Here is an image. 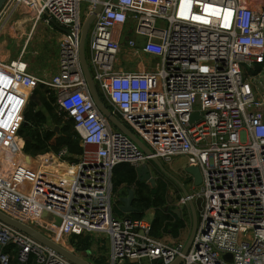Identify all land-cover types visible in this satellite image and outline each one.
<instances>
[{"label": "built area", "instance_id": "2783aa9c", "mask_svg": "<svg viewBox=\"0 0 264 264\" xmlns=\"http://www.w3.org/2000/svg\"><path fill=\"white\" fill-rule=\"evenodd\" d=\"M10 3L28 6L35 26L42 18L64 33L58 73L48 80L29 74L21 58L0 62V214L56 243L63 233L103 235L107 264H264V8L254 0L101 3L85 45L89 72L101 103L146 154L98 110L81 69L82 25L100 0H7L3 9ZM128 24L131 37L122 42ZM135 38L144 40L140 47ZM138 53L155 65L135 72L117 65ZM39 85L54 92L82 145L79 162L58 177L50 172L53 156L31 169L18 133ZM175 157L202 178L176 203L191 201L197 213L185 253L187 242L167 244L151 235L147 221L116 219L112 209L115 168ZM34 207L62 226L31 214ZM0 248V264H74L2 221Z\"/></svg>", "mask_w": 264, "mask_h": 264}, {"label": "rangeland", "instance_id": "374dc122", "mask_svg": "<svg viewBox=\"0 0 264 264\" xmlns=\"http://www.w3.org/2000/svg\"><path fill=\"white\" fill-rule=\"evenodd\" d=\"M85 8L86 4L83 3L81 5V11L84 12ZM30 11L29 7L25 4L13 7V4L10 3L0 12V62L10 63L16 61L22 55V61L26 65V71L29 74L37 76L38 78L48 79L54 74L57 59L58 38L60 35L53 37L52 34L54 30L52 31V28L46 26L42 18L35 26L34 20H31L33 18V13H29ZM131 30V24L126 25L121 36L126 37L131 35ZM87 47L88 39L86 41V49ZM135 64L136 62L127 63L120 57L117 62V65L125 70L133 69L136 67ZM34 93L41 95L42 106L45 103H51V99L54 95L50 88L42 85L37 86L34 89ZM38 112H40L39 109ZM40 113H42L41 115L43 117L45 116V121L38 127L32 123V128L30 130H38V132H41L42 134H45V132H51L53 134V137L47 144L46 148L40 147L38 150L35 149V145H33L34 142L29 141L30 134L28 131L20 134V129L18 133L19 136L24 139V146L27 142L29 143L28 151L26 153L33 160V166L38 168L39 159L44 157L51 158V156H53L54 164L50 172H52V175L56 174V177H58L59 174H64L65 172L73 170L71 167H74L79 162L82 155V153L78 155L75 154V148L80 147L82 149V145L72 122L66 115L59 111L56 104L53 106V112L51 115H48V112L45 111L44 108ZM161 164L164 170L171 177L177 179L187 191L193 193L198 190V188L193 186L190 178L184 175V158L175 157L170 162L161 161ZM152 173V178L155 180L156 187L151 188L148 183H143L144 197L151 199L156 193V189L162 185L166 189L165 197L167 203H165V207L168 210L175 208L173 200L178 197L177 195L179 193H182L180 187L174 180L161 172V170L156 169L153 170ZM114 193L113 186V195ZM171 201L173 204H171ZM114 205L115 201L113 199V208L115 209ZM149 211L153 210L148 209L141 219H144L145 217L147 221H151L153 214ZM182 213L185 228L179 241L185 243L187 242L191 231L192 217L187 207H183ZM127 216L131 217L130 214ZM164 237L166 241H170L168 236ZM52 239H54V237ZM55 240L65 249L90 264H107L109 261V244L103 235L96 234L73 238L66 235V233H63L60 234L57 239L55 238ZM171 244H177V242ZM143 264L151 263L144 262Z\"/></svg>", "mask_w": 264, "mask_h": 264}, {"label": "water", "instance_id": "95a60500", "mask_svg": "<svg viewBox=\"0 0 264 264\" xmlns=\"http://www.w3.org/2000/svg\"><path fill=\"white\" fill-rule=\"evenodd\" d=\"M6 1L7 0H0V11L3 9ZM104 1L105 0H100V4L97 6L94 13L90 17H88L82 25L80 42H79V61H80L81 69H82L85 81L87 83L90 96L93 99L98 110L113 124V126L116 129H118L119 131L123 132L128 137H130L146 154H149L148 149L116 117H114L106 109V107L101 103V101L98 97L97 91L95 89L94 83L92 81L91 74L89 72V68H88V64H87V60H86V53H85L86 39H87V35H88L90 25L93 22V20L95 19V16L99 13V11L101 9V3ZM29 103H33L36 106L41 105L40 100L34 94H31V96L29 97ZM191 118H192V120L198 119V116L196 114H194V115H192ZM25 142H26V140H25ZM150 162L155 167H157L159 170H161V172H163L166 176H168L169 178L174 180L176 182V184L180 187L182 194L184 196H188V192L184 188V186L177 179L171 177L164 170L160 161L151 160ZM135 173H136L138 182L148 183L152 187L155 186V180L151 176V170L149 167V163H145L144 165L135 168ZM184 173L192 179L194 187H196V188L200 187V185L202 183V178H201V174H200V171L198 168L187 166L184 169ZM134 200H135L134 191L132 189H128L126 191V196L120 197L118 199V202L120 203V207H119L120 211L124 214H130V213L136 212L137 210L132 206ZM188 205H189V208L191 211L192 225H191V231H190V234H189V237L187 240V245L184 249V253L188 250V245L193 241V238L195 236L196 229H197V213H196L195 206H194L193 202H191V201H189ZM175 213L178 215L179 211H176ZM31 214L36 215L37 217H39L42 221H44L46 223L54 224L57 227L62 226V220L61 219H59L56 216L50 215L49 213H47L43 210H40L38 208H35V207L32 208ZM0 221H2L4 223L12 226L13 228L18 229V230L22 231L23 233L31 236L32 238H34L35 240H37L41 244L47 246L51 250L62 255L63 257H65L66 259H68L69 261H71L74 264H90L87 261L77 257L74 253L68 251L67 249H65L60 244L48 239L47 237L40 234L36 230L30 228L29 226H26V225H23L19 222H16V221H14V220H12V219H10V218L2 215V214H0ZM226 259L230 260L231 257L229 255H227Z\"/></svg>", "mask_w": 264, "mask_h": 264}, {"label": "trees", "instance_id": "16d2710c", "mask_svg": "<svg viewBox=\"0 0 264 264\" xmlns=\"http://www.w3.org/2000/svg\"><path fill=\"white\" fill-rule=\"evenodd\" d=\"M54 93V92H53ZM36 94V93H35ZM55 105V96L53 95V98L51 99V103H45L43 104V108L45 111L48 112V115H51L53 112V106ZM36 108V105L33 103H29L27 106V111L25 113L24 119L25 122L28 124L33 123V125H36V127L40 126L41 123L45 121V116L43 117L40 112H34ZM61 112V111H60ZM65 115L64 112H61ZM71 122L72 120L69 119ZM73 124V122H72ZM74 127V124H73ZM32 126H24L20 130V134L24 132H29L30 138L29 141H33L35 145V149L46 148L47 144L50 142V140L53 137V134L51 132H45V134H42L41 132H38V130H30ZM78 135V134H77ZM28 145L27 142L25 144V151H28ZM66 146V144H65ZM82 149L80 147L75 148V154H81ZM113 186H114V192L115 194L119 193V190H122V195H126V191L128 189H133L135 200L133 202V205L135 206V209L137 210L134 213H130L131 217L127 216L126 218L129 219H141L142 216L148 209L154 210V217L152 220V235L154 237H161L168 232H170L171 235L177 236L181 230H184L185 228V222L182 220H178L174 215L167 212V208L165 210V203H167L166 199V189L164 186H159L158 189H156V193L154 196L149 199L144 197L143 194V188L144 184L137 181L136 173L133 167L129 165H120L113 171ZM151 188L156 187V184L154 187H152L150 184H148ZM139 207V208H138ZM118 216H123V214L120 211H116ZM74 238H80V237H74ZM7 252H10V248L7 250Z\"/></svg>", "mask_w": 264, "mask_h": 264}, {"label": "crops", "instance_id": "0c3cea01", "mask_svg": "<svg viewBox=\"0 0 264 264\" xmlns=\"http://www.w3.org/2000/svg\"><path fill=\"white\" fill-rule=\"evenodd\" d=\"M255 1V3H256V5H257V7L258 8H261V9H263L264 8V0H254ZM46 26H49L50 28H52V31H53V34H52V36L53 37H57L58 35H60L61 33H64V30L60 27V26H58V25H56V24H54V23H51V24H46ZM131 37V35H129V36H126V37H123V39H122V42L124 41V39L125 38H130ZM59 39V38H58ZM136 39V43H137V45L140 47L142 44H143V42H144V40H142V39H139V38H135ZM22 60H23V57H22V55H21V57H20ZM124 59H126L125 60V62H127V63H133V62H136V67H134L133 69H128L129 71H133V72H135V71H138V70H141V69H143V68H146V69H149V68H151L152 66H154L155 65V63L154 62H156V59L155 58H153V57H149V56H146V55H143V54H141V53H138L136 56H134V58H133V56H126V57H124ZM58 73V51H57V59H56V64H55V70H54V74H52V76H54V75H56ZM34 76V75H33ZM52 76H50L48 79H50ZM35 77H37V76H35ZM38 78V77H37ZM39 79H41V80H48V79H42V78H39ZM32 94H34V95H36V97L40 100V102H41V105L40 106H36V108H35V112H38V109L40 110V112L43 110V106H42V97H41V95H39V94H35L34 93V91H33V93ZM29 104V103H28ZM25 113H26V111H25ZM25 126H32L31 124H28V123H26V125ZM24 155H27V153H26V151H25V146H24ZM29 156L27 155V158H28ZM41 162V159H39V163ZM27 163H29V166L31 167V169L32 170H34V171H36V170H38L37 168H35L34 166H33V160L29 157L28 158V160H27ZM132 167V166H131ZM187 167V165H186V160H185V168ZM134 168V170H135V167H133ZM152 176V175H151ZM137 177V176H136ZM133 190V189H132ZM122 190L120 189L119 190V193L117 194H115L114 193V195H113V199H114V201H115V209L113 208V200H112V209H113V216H114V218H116V219H122V218H126V214H124V213H122L121 211H120V209H119V207H120V203L118 202V199L120 198V197H124V195H122ZM181 194L182 193H179L177 196V198L175 199V200H173V202H174V205H175V208H171V210H166V207H165V210L167 211V212H169V213H171L172 215H174L178 220H182L183 221V213H182V210H183V208H178V207H176V203H177V200H178V198L179 197H181ZM126 196V195H125ZM134 202V201H133ZM173 202L171 201V204H173ZM132 206L135 208V206L132 204ZM188 209H189V212L191 213V211H190V208H189V205H188V207H187ZM116 211H120L122 214H123V216H118L117 215V212ZM176 211H179V214L177 215L175 212ZM149 212H151L152 214H153V216H152V220H153V217H154V210L153 211H149ZM142 220H145V221H147L146 219H145V217H144V219H142ZM152 220L151 221H147L148 223H150L151 224V226H152ZM183 230H181L180 232H179V234L177 235V236H173V235H171L170 234V232H168L167 234H165V235H163V236H161V237H154L152 234V236L154 237V238H156V239H159V240H161V241H163V242H165V243H167V244H171V243H174V242H177V244H178V242L179 243H182V241H179L180 240V236H182L183 235ZM190 234V233H189ZM164 236H168L169 237V239H170V241H166L164 238ZM168 239V238H167ZM12 264H14V263H12Z\"/></svg>", "mask_w": 264, "mask_h": 264}, {"label": "flooded vegetation", "instance_id": "af4514ba", "mask_svg": "<svg viewBox=\"0 0 264 264\" xmlns=\"http://www.w3.org/2000/svg\"><path fill=\"white\" fill-rule=\"evenodd\" d=\"M149 167H150V170H152V171H151V175H153V173H152L153 170L158 169V168L155 167L151 162H149ZM151 168H152V169H151ZM183 172H184V170H183ZM184 175L187 176L185 173H184ZM187 177H189V176H187ZM189 178H190V177H189ZM190 181H191V183H193L191 178H190Z\"/></svg>", "mask_w": 264, "mask_h": 264}]
</instances>
